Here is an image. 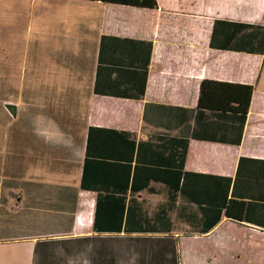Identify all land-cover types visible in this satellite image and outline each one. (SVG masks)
Masks as SVG:
<instances>
[{
    "label": "crops",
    "instance_id": "obj_1",
    "mask_svg": "<svg viewBox=\"0 0 264 264\" xmlns=\"http://www.w3.org/2000/svg\"><path fill=\"white\" fill-rule=\"evenodd\" d=\"M41 8L30 15L51 32L34 35L33 49L66 58L42 70L44 82L0 81V89L23 90L16 116L7 105L18 99L0 96V264H264V52L247 49L255 30L237 24L264 26V0H157L155 9L66 0ZM203 79L253 86L239 143L201 135L233 126L204 114L175 129L159 123L156 105L195 107ZM84 86L77 132L66 124L78 119L68 107L79 102L75 93L43 88ZM91 126L129 134L92 130L88 139ZM187 138L184 170L201 174L182 175L177 187L174 178L142 175L178 169L177 141ZM86 156L106 172L86 178L94 187L81 185ZM222 195L244 202L241 221L225 215Z\"/></svg>",
    "mask_w": 264,
    "mask_h": 264
},
{
    "label": "trees",
    "instance_id": "obj_2",
    "mask_svg": "<svg viewBox=\"0 0 264 264\" xmlns=\"http://www.w3.org/2000/svg\"><path fill=\"white\" fill-rule=\"evenodd\" d=\"M82 1H99L103 3H111V4H117V5H125L135 8H145V9H155L157 7V0H82ZM240 27L244 28H254V36H255V46L254 47H248L247 49L249 51H260V53L264 52V26L257 25V24H247V23H237ZM261 28L263 32H258L257 29ZM104 37V35H103ZM239 39V42L233 47L241 48L242 43ZM148 43L151 45L152 43L148 41ZM148 60H149V53H148ZM148 60L144 64V68H142L140 72V91L138 94H136L137 98H140L144 95L145 87H146V79H147V71H148ZM128 71H132L133 69H127ZM98 84V82H97ZM102 88V87H101ZM97 90L103 91V89H100V87H97ZM110 90V89H109ZM253 92V86L251 84H242V83H231V82H223L213 79H203L200 82L199 85V95L197 104L193 108L189 107H183V106H174V105H156L161 111H156V115L160 118L159 123L161 125H164L165 128L175 129L178 127H181L182 123H186V121L193 122L196 124L198 120H200L202 117L201 115L204 114L208 120L220 122L223 124V122H230L233 126L225 134L221 136H217L219 131H216L214 128L211 130H208L206 133L204 129L202 128V133H206L205 135L201 133L203 136H208L210 138L214 139H222L230 141L234 144H237L240 142L244 124L246 121V117L249 111V106L251 102V96ZM12 107V106H11ZM148 108V106H147ZM164 108H170V109H164ZM158 118V119H159ZM144 119H146V113L144 116ZM214 119V120H213ZM157 123V122H155ZM176 125V126H174ZM186 125V124H184ZM175 127V128H174ZM197 128V125L193 127L195 130ZM92 130H108L113 132H120L123 134H129V132H123V131H114L111 128H104V127H96L91 126L89 127V133H88V139H90V134L92 133ZM209 133V134H208ZM196 135V133H191V136ZM190 136V137H191ZM188 142L189 138L187 140L177 141L181 146L180 155V167L178 169L170 170V169H164V168H148L143 169L142 175H152L154 177H157L161 180H166L167 178H174L176 183L174 184V187H177V178H181L182 175H188L189 176H195L192 174H201V173H192L184 170L183 164L184 159L187 153L188 149ZM88 147V143H87ZM102 163L96 161V160H90L85 157V162L83 166V172H82V182L81 185L83 187H94L92 185L93 183H88L86 181V178H92L98 176H104L106 172H104V168L101 165ZM99 166V167H98ZM136 173V171H135ZM85 178V180H84ZM226 178L227 182L229 183L231 178L230 177H224ZM91 181V180H90ZM100 189L97 192V208L100 207V204L104 203V199L102 197V194L100 193ZM192 196V194H191ZM114 198V197H110ZM107 203V201H105ZM222 203H224V211L225 215L235 221H241L243 218L244 213V202L239 201L236 199H227V196L222 195ZM113 204H116V201H113ZM98 219V213H96L95 220ZM114 221H117V215H114ZM97 227L100 228L102 225L98 224ZM177 264V263H176Z\"/></svg>",
    "mask_w": 264,
    "mask_h": 264
},
{
    "label": "rangeland",
    "instance_id": "obj_3",
    "mask_svg": "<svg viewBox=\"0 0 264 264\" xmlns=\"http://www.w3.org/2000/svg\"><path fill=\"white\" fill-rule=\"evenodd\" d=\"M61 1L66 0H0V81L9 80L10 82H20L23 79L26 81H30L39 79V76L41 81H43L42 78L44 77V74L42 73V70L44 68H46L47 70L53 69L54 65H60V59L66 58L42 57L37 55L36 49H33V47L37 45V41L33 36H39V34L42 32H51V30L48 29L47 24H45L44 28L39 26L37 23V18L30 15V13L32 12H40L42 10V5H46L47 11H51L53 10L54 3ZM68 1L79 2L82 0ZM24 2L26 7H24ZM22 10H26L27 14L25 17H23ZM29 36V44L33 49L32 52H30L31 50L29 51L26 48V41ZM27 51L29 52V54L26 56V54L28 53ZM78 65H82V62L80 60L78 61ZM54 75H56L55 69L50 73H46L45 77L49 78V76ZM259 85L264 87V67ZM7 91L15 97V102L17 101L16 99H18L19 101L18 105L10 104L7 105V107L10 109L11 113L14 114V116L19 115L21 113L20 94L23 90L20 88H8L7 90L0 89V96L4 95ZM30 91L31 93H34V95H37L39 90L32 89ZM43 91L44 93L49 92L50 95L54 96L60 95V97L61 95L68 96V94H70L71 92L75 93L76 100H79V102L72 107H68L77 112L78 119L74 122L68 121L66 122V124H71L72 126H74L75 131L80 132L83 125L81 110H83L85 106V104H82L80 101L84 99V97L86 98L87 96H89V89L84 86L72 90L43 88ZM68 98L71 99V97ZM11 106L14 107V111L11 109Z\"/></svg>",
    "mask_w": 264,
    "mask_h": 264
}]
</instances>
